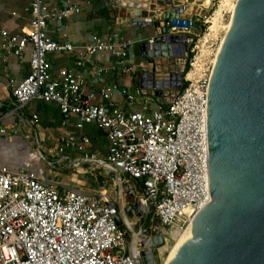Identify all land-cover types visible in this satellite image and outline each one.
Returning <instances> with one entry per match:
<instances>
[{
    "label": "built area",
    "instance_id": "obj_1",
    "mask_svg": "<svg viewBox=\"0 0 264 264\" xmlns=\"http://www.w3.org/2000/svg\"><path fill=\"white\" fill-rule=\"evenodd\" d=\"M108 1L124 9L131 20L128 4L137 0ZM173 9L177 16L163 19L164 32L154 26V35L146 39L148 48L143 49L144 60L138 66L133 39L91 34L87 44L78 47L68 40L53 39L48 34L49 23L61 27L65 18L80 11L75 4L49 7L46 0H29L27 26L19 33L0 26L3 61L8 55L21 60L29 51L28 73L11 81L18 107L32 100L51 101L64 118H77L76 129L95 123L108 142L104 155L90 150L87 135L71 131L58 135L56 151L74 150L85 158L102 159L127 183L144 187L147 196L141 195L142 201L152 207L165 230L186 228L210 200L206 131L210 75L205 70L194 72L193 62L187 61L198 18L186 14L183 4L165 7L160 15ZM144 20L154 22L151 17ZM180 35L186 40H177ZM155 44L163 45L161 54L149 56L148 51L158 50ZM58 53L74 55L77 70L62 67L54 77L50 55ZM97 53L116 60L108 67L92 66L89 81L99 80L108 71H114L118 80L98 91L84 92L88 80L79 69L92 65ZM149 73L161 77L159 87L150 85L154 79ZM123 75L138 76V86L132 91L125 88ZM96 94L98 102L93 101ZM114 94L141 107L122 108L113 100ZM31 118L36 122L37 115ZM8 132L0 125V135ZM109 206V199L98 191H60L56 183L45 182L28 168L12 170L0 165V264H133L125 230ZM161 235L163 240L168 236L166 232ZM141 251L137 245L138 256Z\"/></svg>",
    "mask_w": 264,
    "mask_h": 264
},
{
    "label": "water",
    "instance_id": "obj_2",
    "mask_svg": "<svg viewBox=\"0 0 264 264\" xmlns=\"http://www.w3.org/2000/svg\"><path fill=\"white\" fill-rule=\"evenodd\" d=\"M128 7L132 25L152 24L144 20L147 12L141 0ZM176 16L175 9L164 12L153 25L164 32L163 19ZM176 39L183 41L186 36ZM187 39L192 41V37ZM147 54L150 56L149 51ZM149 74L154 79L150 85L159 87L161 77ZM206 131L210 200L194 215L189 236L175 247L166 264H264V0L236 1L208 79ZM36 153L52 164L39 143ZM75 160L95 163L113 174L116 199L106 197L114 218L125 230L132 263L156 264L152 247L164 242L161 233L143 236L129 217L146 211L141 198L147 196L144 187L134 190L133 183L128 185L102 159ZM137 245L142 247L140 256Z\"/></svg>",
    "mask_w": 264,
    "mask_h": 264
},
{
    "label": "crops",
    "instance_id": "obj_3",
    "mask_svg": "<svg viewBox=\"0 0 264 264\" xmlns=\"http://www.w3.org/2000/svg\"><path fill=\"white\" fill-rule=\"evenodd\" d=\"M46 2L49 7H58L64 3L80 6V11L65 18L61 27L49 23L48 34L53 39L68 40L77 47L87 44L91 34L104 36L107 39H133L136 41L134 49L137 66L144 60L142 52L146 47V39L154 35L153 24L132 25L130 17L126 16L124 9L111 5L108 0H46ZM141 2L142 8L147 12L146 17H151L153 21L158 20L165 7L186 5L183 1L175 3V0H170V3L160 0H141ZM28 6L29 0H0V26L6 27L12 33H19L21 28L28 24ZM129 12L131 10H127V14ZM185 13L192 14L188 8ZM28 56L29 51L21 60L8 55L3 61L5 52L0 36V125L6 126L9 130L7 135H0V165L12 170L28 168L45 182L56 183L60 191L78 190L101 193V190L97 189L93 183L88 182L87 176L84 175L92 167L86 166V163L82 161H79L78 164L75 160L77 157H82V153L74 150L58 153L56 146L58 135L62 131L82 133L90 139V150L102 156L108 145L103 130L95 123H87L81 129H76L74 123L77 118L75 116L64 118L55 102L32 100L20 107L15 102L11 94V81L15 83L28 73ZM50 60L51 73L54 77L57 76L59 68H75V56L72 54H52ZM115 60L107 54L97 53L92 58V65L87 64L83 69H79V71H83L88 80L84 92L98 91L102 86L115 83L118 80L114 71L103 72L100 79L94 82L88 79L92 76L90 73L92 66L108 67ZM75 69L77 70V68ZM121 81L124 87L131 91L139 84L136 75L132 77L123 75ZM112 98L125 109L141 107L137 102L128 104L120 94H114ZM98 100L99 96L96 94L93 101L98 102ZM33 113L37 115L36 122L32 121ZM36 143H39L40 149L51 161V165L46 164L37 155ZM89 172L92 174L91 170ZM106 174H108L106 171L102 172V175L106 176ZM92 176L95 175L92 174ZM111 199L114 200V198Z\"/></svg>",
    "mask_w": 264,
    "mask_h": 264
},
{
    "label": "rangeland",
    "instance_id": "obj_4",
    "mask_svg": "<svg viewBox=\"0 0 264 264\" xmlns=\"http://www.w3.org/2000/svg\"><path fill=\"white\" fill-rule=\"evenodd\" d=\"M180 1H183V3L187 5L188 10L198 18L193 29L197 36L194 39L192 44L193 50L189 53L187 61L190 60L195 63L197 59L201 57L203 71H209L208 74L210 75L216 58L217 50L220 46L222 38L226 34V25L231 19L232 9L236 0H232L231 4L228 5L222 12L220 16L221 18L219 20V27L215 32H213L215 34H213L211 31L212 23L210 22V18L215 16V13L219 9L222 0H175V3ZM86 166L92 167L84 173V175L87 176V181L93 183L97 189L101 190L102 194H105L110 199H116L117 185L115 183L113 174L108 172L106 176L102 175V172L107 170L94 163H86ZM89 170H91V173L95 176H92ZM127 184L129 185L130 183ZM139 189L140 187L138 185L134 187V190L136 191ZM127 200L132 201L131 198H128ZM129 217L135 229H142L143 236L152 237L153 235L164 232V229L160 225L158 219L152 213L151 206L146 208L145 212H140L139 215H131ZM186 235L187 231H184L183 236ZM173 246V240L168 237V239H165L161 245L152 247L156 264H164L166 260L165 258H167V256L170 254ZM160 248L163 249V254L161 255H159Z\"/></svg>",
    "mask_w": 264,
    "mask_h": 264
},
{
    "label": "bare ground",
    "instance_id": "obj_5",
    "mask_svg": "<svg viewBox=\"0 0 264 264\" xmlns=\"http://www.w3.org/2000/svg\"><path fill=\"white\" fill-rule=\"evenodd\" d=\"M231 1L232 0H222L219 9L215 13V16L210 18V22L212 23V25H211L212 33L215 32L217 30V28L219 27V23H220L219 20L221 18L220 16H221L222 12L224 11V9H226V7L231 4ZM236 1H235V4H236ZM235 4L233 6L232 13H233ZM229 25H230V21L226 25L227 31H228ZM213 34H215V33H213ZM223 39H224V37L222 38V41H223ZM222 41H221V43H222ZM221 43H220V45H221ZM219 48H220V46H219ZM219 48H218V50H219ZM218 50H217V52H218ZM161 51H162V49H161V47H159L158 50H150L149 54L153 55V56L160 55ZM193 67H194V72L195 71H198V72L203 71V63H202L201 57L198 58L195 63L193 62ZM191 74H192V72L190 73V75ZM143 204H144V202H143ZM190 224H191V222L184 229H180V228H178L176 226H173L169 230H165L164 229V232H166L168 234V236H166L165 239H168V237H169L174 242V246H173L170 254L167 256V258H165L166 260H165L164 264H166L171 259V256H172V253H173L175 247L178 244H180L183 241L184 238L189 236V233H190L189 226H190ZM184 231H187V235L186 236H183L184 235ZM159 253H160L159 255L163 254V249L162 248L159 249Z\"/></svg>",
    "mask_w": 264,
    "mask_h": 264
}]
</instances>
